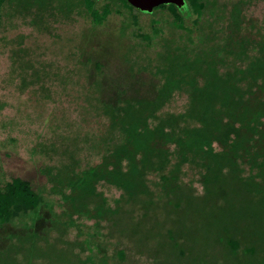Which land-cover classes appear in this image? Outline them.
<instances>
[{"label":"trees","instance_id":"trees-1","mask_svg":"<svg viewBox=\"0 0 264 264\" xmlns=\"http://www.w3.org/2000/svg\"><path fill=\"white\" fill-rule=\"evenodd\" d=\"M86 1L96 25L112 11ZM255 1L153 10L152 31L135 35L151 49L139 68L155 62L153 94L103 106L111 134L97 165L43 171L61 207L46 230L59 235H10L0 264H264V27L246 14ZM207 11L213 18L204 20ZM164 13L179 31L169 39ZM176 93L186 97L183 111H163ZM188 172L194 179L184 181ZM99 184L119 192L112 204ZM46 202L30 181L12 178L0 186V227ZM82 220L93 224L82 231ZM70 228L79 240L63 238Z\"/></svg>","mask_w":264,"mask_h":264},{"label":"rangeland","instance_id":"rangeland-1","mask_svg":"<svg viewBox=\"0 0 264 264\" xmlns=\"http://www.w3.org/2000/svg\"><path fill=\"white\" fill-rule=\"evenodd\" d=\"M86 2L5 0L0 6V186L21 177L51 204L15 221L6 231L0 227V248L8 245L10 235L31 240L45 231L50 241L59 235L46 230L52 210L60 212L61 207L43 171L49 165H72L77 172L97 165L111 134L103 106L149 97L155 89L156 81L149 73L155 62L139 68L143 62L148 65L151 49L135 35L150 33V23H156L160 10L128 11L116 0H98L97 7L108 3L112 11L96 25L94 16L86 12ZM246 14L264 27V0H256ZM157 17L165 38H171V32L178 35L167 14ZM211 18L207 11L204 20ZM186 102L185 96L176 93L163 111L181 112ZM189 179H194L190 172L184 181ZM193 185L200 192L199 184ZM98 190L109 204L119 194L105 184H99ZM81 223L84 231L93 221ZM63 238L80 239L74 228L67 229Z\"/></svg>","mask_w":264,"mask_h":264},{"label":"water","instance_id":"water-1","mask_svg":"<svg viewBox=\"0 0 264 264\" xmlns=\"http://www.w3.org/2000/svg\"><path fill=\"white\" fill-rule=\"evenodd\" d=\"M134 9L140 12L151 13L155 8L161 5L173 4L177 7H182L185 0H125Z\"/></svg>","mask_w":264,"mask_h":264}]
</instances>
